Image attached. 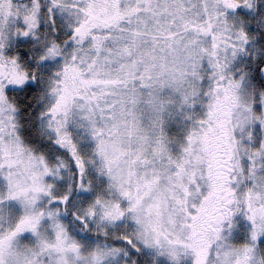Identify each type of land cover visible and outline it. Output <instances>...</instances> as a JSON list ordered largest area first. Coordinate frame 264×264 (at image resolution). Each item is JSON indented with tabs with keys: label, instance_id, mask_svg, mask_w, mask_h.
<instances>
[{
	"label": "snow or ice",
	"instance_id": "1",
	"mask_svg": "<svg viewBox=\"0 0 264 264\" xmlns=\"http://www.w3.org/2000/svg\"><path fill=\"white\" fill-rule=\"evenodd\" d=\"M0 264H264V0H0Z\"/></svg>",
	"mask_w": 264,
	"mask_h": 264
}]
</instances>
